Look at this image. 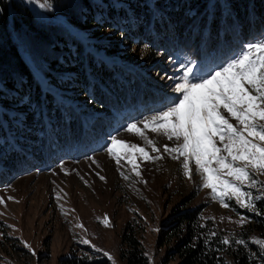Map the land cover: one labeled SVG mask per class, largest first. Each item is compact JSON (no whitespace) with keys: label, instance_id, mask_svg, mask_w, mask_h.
I'll return each instance as SVG.
<instances>
[{"label":"trees","instance_id":"16d2710c","mask_svg":"<svg viewBox=\"0 0 264 264\" xmlns=\"http://www.w3.org/2000/svg\"><path fill=\"white\" fill-rule=\"evenodd\" d=\"M43 1L60 18L0 0V189L100 151L127 122L159 111L174 96L154 73L177 69L180 77L182 66L219 63L264 34V0ZM229 204L246 222L222 227L189 201L170 208L156 232L165 253L155 264H264V201L256 212ZM226 238L246 242L222 245ZM117 251L125 264H150L133 223L122 227ZM63 261L104 262L86 253Z\"/></svg>","mask_w":264,"mask_h":264},{"label":"rangeland","instance_id":"374dc122","mask_svg":"<svg viewBox=\"0 0 264 264\" xmlns=\"http://www.w3.org/2000/svg\"><path fill=\"white\" fill-rule=\"evenodd\" d=\"M20 1L36 18H60L58 14H48L50 7L43 0ZM77 30L82 37L80 30L83 35L84 30ZM261 39L264 34L251 43ZM23 57L29 63L24 54ZM127 59L130 60V56ZM123 63L139 69L136 62L131 65ZM185 67L196 68V65L183 66L181 76ZM173 71L171 76L154 73L153 81L175 96L173 89L179 82V75L177 69ZM208 71L201 70V73ZM157 112L127 122L107 138V145L100 151L63 161L40 172L25 173L0 189V264H64L63 259L69 255L85 253L103 260L102 264H125L118 257L117 246L126 222L134 224L143 254L150 264H155L165 253V246L157 248L155 244L159 222L166 218L170 208L179 209L188 201L199 205L202 213L215 219L220 226L236 227L241 221L239 216L230 207H222L211 191L201 186L198 174L192 179L185 177L180 162L163 151L164 145L172 147L174 141L143 129L140 121ZM133 122L156 142L159 154L165 157L142 161L137 154L139 176L126 159L117 164L107 152L110 138L116 136L157 155L151 152L147 140L125 131L127 124ZM230 122L236 123L234 120ZM117 151L124 156L123 150ZM191 167H195L194 163ZM100 176L104 179L101 180ZM259 179L264 181V176ZM257 190L251 189L253 192ZM83 240L90 243L84 244ZM105 252L109 256H105Z\"/></svg>","mask_w":264,"mask_h":264},{"label":"snow or ice","instance_id":"6c2138e0","mask_svg":"<svg viewBox=\"0 0 264 264\" xmlns=\"http://www.w3.org/2000/svg\"><path fill=\"white\" fill-rule=\"evenodd\" d=\"M173 92L174 97L160 101L156 114L140 121L143 129L174 141L172 147L164 145L163 151L180 162L183 175L188 179L198 174L201 186L209 189L222 207L229 208V201H234L239 208L256 212V202L264 201V181L259 179L264 176V39L249 43L214 71L202 74L199 66L185 67ZM125 131L147 140L151 152L157 155L112 136L107 152L117 164L126 159L136 171L137 154L142 161L165 158L159 154L156 142L148 138L136 122L128 123ZM117 149L123 150L124 156ZM136 175H140L139 171ZM251 189H259V192ZM240 222L243 224L246 218L242 217ZM245 242L228 238L220 241L225 246ZM257 243L264 249V240ZM104 255L109 256L106 252Z\"/></svg>","mask_w":264,"mask_h":264}]
</instances>
